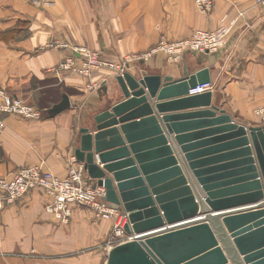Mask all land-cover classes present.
<instances>
[{"label":"crops","instance_id":"crops-1","mask_svg":"<svg viewBox=\"0 0 264 264\" xmlns=\"http://www.w3.org/2000/svg\"><path fill=\"white\" fill-rule=\"evenodd\" d=\"M224 15L231 30L215 51H185L178 61L161 51L145 59L131 58L160 40L175 41L196 29H215ZM55 40L68 47H49ZM76 46H86L115 65L130 56L131 68L124 70L131 73L139 62L150 73L174 78L182 75L184 64L191 72L207 66L212 103L239 123L263 124L254 114L264 106L263 1L215 0L209 12L201 13L192 0H53L49 6L0 0V90L37 107L45 88L52 91L50 100L59 99L39 109V118L0 114L6 124L0 133V176L30 165L66 176L70 165L82 164L74 156L78 128L88 125L107 99L112 104L122 99L115 79L121 72L115 67L101 66L89 78L55 69ZM63 95L70 106L49 115ZM49 202L44 192L33 190L2 212L0 264H100L112 220L98 219L81 207L64 222L46 209Z\"/></svg>","mask_w":264,"mask_h":264},{"label":"water","instance_id":"water-1","mask_svg":"<svg viewBox=\"0 0 264 264\" xmlns=\"http://www.w3.org/2000/svg\"><path fill=\"white\" fill-rule=\"evenodd\" d=\"M134 67L116 75L122 99L78 128L74 148L127 214L129 238L105 264H264V124L235 121L210 88L191 93L210 84L207 66L184 64L177 78ZM69 106L63 95L48 113Z\"/></svg>","mask_w":264,"mask_h":264},{"label":"built area","instance_id":"built-area-1","mask_svg":"<svg viewBox=\"0 0 264 264\" xmlns=\"http://www.w3.org/2000/svg\"><path fill=\"white\" fill-rule=\"evenodd\" d=\"M28 1L35 6H49L53 3V0ZM260 1L264 2V0ZM192 2L201 13H207L212 9L215 0H192ZM231 25L227 16L224 15L215 29H196L189 37L180 40H160L149 51L135 54L131 58L145 59L151 53L161 51L166 54L169 60L178 61L185 51L212 52L223 46L225 37L231 30ZM48 46L68 47V43L55 40L49 42ZM129 60H131L130 56L126 57L123 63L115 65L103 60L97 52L89 50L86 46H76L55 69L71 71L89 78L92 71L101 66L115 67L116 70L122 72ZM209 85H197L191 90V93L207 90L210 88ZM0 114H13L25 119H32L39 118L41 111L28 100L0 90ZM254 114L264 124V106L257 107ZM5 127V121L0 115V133ZM33 190H41L49 197L50 202L46 209L64 222L70 220L76 208L83 207L93 210L97 217L113 219L115 234H126L124 225L128 222L127 214L105 200L104 187L91 184L83 164L70 165L67 175L64 177L43 170L38 165L23 166L10 175L0 176V215L8 206Z\"/></svg>","mask_w":264,"mask_h":264},{"label":"rangeland","instance_id":"rangeland-1","mask_svg":"<svg viewBox=\"0 0 264 264\" xmlns=\"http://www.w3.org/2000/svg\"><path fill=\"white\" fill-rule=\"evenodd\" d=\"M136 65H137V63H135V66ZM132 69L134 70V73H135L136 67H134ZM260 125H263V124H260ZM92 212L94 214V211L93 210H92ZM94 216L97 218V216L95 214H94ZM99 218L100 217H98V219ZM111 220H112L111 230H110L108 236L104 238V242L102 243L103 244V248H104V253H103V257H102V260H101V263L100 264H105L106 263L107 249H109L111 246H113V245H115L117 243H120V242H122L124 240H127L128 237H129L128 234H119V235L118 234H115L114 227H113V219H111Z\"/></svg>","mask_w":264,"mask_h":264},{"label":"trees","instance_id":"trees-1","mask_svg":"<svg viewBox=\"0 0 264 264\" xmlns=\"http://www.w3.org/2000/svg\"><path fill=\"white\" fill-rule=\"evenodd\" d=\"M47 84V83H46ZM59 86H57V88H60L61 86H60V84H58ZM57 91V90H56ZM62 91H68V90H66L65 88H63V90ZM50 93H52V91L50 90V89H48V88H45V89H43L42 91H41V96H40V98H39V103H38V109H40L41 111H42V108L43 107H46V108H49L50 106H51V104H50V102H52V103H55V102H57L58 100H50L49 99V95H50ZM54 101V102H53Z\"/></svg>","mask_w":264,"mask_h":264},{"label":"bare ground","instance_id":"bare-ground-1","mask_svg":"<svg viewBox=\"0 0 264 264\" xmlns=\"http://www.w3.org/2000/svg\"><path fill=\"white\" fill-rule=\"evenodd\" d=\"M201 218V217H200Z\"/></svg>","mask_w":264,"mask_h":264}]
</instances>
